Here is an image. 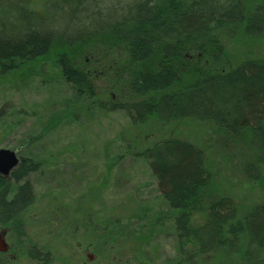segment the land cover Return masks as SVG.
Segmentation results:
<instances>
[{"label": "trees", "instance_id": "16d2710c", "mask_svg": "<svg viewBox=\"0 0 264 264\" xmlns=\"http://www.w3.org/2000/svg\"><path fill=\"white\" fill-rule=\"evenodd\" d=\"M240 27L250 35L264 33V0H0V69H20L26 60L57 51L63 78L75 91L73 104L83 111L63 120H80L92 106L123 111L133 124L152 116L192 118L212 122L234 144L249 132L250 143L264 152V59L217 66L218 35ZM188 48L193 51L186 58ZM142 155L169 205L195 204L209 179L202 147L168 136ZM257 156L264 163L258 151ZM28 158L13 179L0 175V220L17 217L35 197L32 182H21L41 163ZM255 167L256 175L247 174L259 179L261 169ZM8 190L14 192L10 201ZM235 210L230 197L217 199L197 230L187 212L177 216L180 251L186 244L195 250L187 264H201L199 255L217 247L238 252L243 242L244 261L264 264V202L237 229L230 223Z\"/></svg>", "mask_w": 264, "mask_h": 264}, {"label": "rangeland", "instance_id": "374dc122", "mask_svg": "<svg viewBox=\"0 0 264 264\" xmlns=\"http://www.w3.org/2000/svg\"><path fill=\"white\" fill-rule=\"evenodd\" d=\"M218 39L219 68L247 58L264 59V33L250 35L240 27L221 32ZM56 52L26 60L20 69H0V149L19 150L23 157L41 163L27 177L34 185L35 200L20 215L27 241L48 246L58 258L65 254L73 258L85 256L83 248L98 235L102 240L96 244L100 254L96 256L103 257L107 250L114 256L113 264H120L124 256L136 264H187L195 250L191 244L183 252L179 249L180 211L164 204L150 160L142 155L168 136L193 141L205 152L209 179L189 209L192 228L207 223L211 204L221 197H230L236 205L230 221L235 229L264 202V163L257 161V151L260 156L264 152L259 144L250 143L249 132L240 133L234 144L224 141L223 130L212 122L152 116L133 124L125 112L97 106H92L93 115L87 112L80 120H63L64 115L83 111L73 104L75 91L63 78ZM103 90L100 95L105 99ZM254 163L261 169L259 179L249 176L258 173ZM241 245L234 253L217 247L199 255V261L255 264L244 261L246 243Z\"/></svg>", "mask_w": 264, "mask_h": 264}, {"label": "flooded vegetation", "instance_id": "af4514ba", "mask_svg": "<svg viewBox=\"0 0 264 264\" xmlns=\"http://www.w3.org/2000/svg\"><path fill=\"white\" fill-rule=\"evenodd\" d=\"M19 157L21 162L16 168L21 167L23 161L29 159L28 157H23L20 154ZM14 170L9 175L4 177L8 180L13 179L15 175ZM27 179L28 178L23 179L21 183H24ZM158 189L162 199H164V204L168 208L173 209L176 212L180 211V213L187 212L189 217V209L193 204L192 200L186 204H182L181 207L174 208L165 200L162 190L159 187V183ZM11 192L13 191L8 190V195L6 197L7 201L12 199ZM34 200L35 197H32L25 208L20 210L17 217L15 216L13 218L0 220V264H113L114 256H112L111 252L107 250L105 251L106 253L101 252L103 257H97L100 254L97 255L95 252L96 244L98 247L100 244L99 240H102L101 238H98V235L94 236L95 241L91 242L88 248H83L85 256L83 254L81 257L71 254V256H74L73 258H71L69 254H65L61 258H58L48 246L46 247L44 245H40L39 243H31L27 241L25 238L27 230L25 229L24 222L20 215L33 203ZM91 247H93L94 250H92ZM119 262L120 264L121 262H123L122 264H136L132 258L126 256L120 257Z\"/></svg>", "mask_w": 264, "mask_h": 264}, {"label": "water", "instance_id": "95a60500", "mask_svg": "<svg viewBox=\"0 0 264 264\" xmlns=\"http://www.w3.org/2000/svg\"><path fill=\"white\" fill-rule=\"evenodd\" d=\"M21 162L18 150L10 148L0 149V174L9 175Z\"/></svg>", "mask_w": 264, "mask_h": 264}, {"label": "bare ground", "instance_id": "6f19581e", "mask_svg": "<svg viewBox=\"0 0 264 264\" xmlns=\"http://www.w3.org/2000/svg\"><path fill=\"white\" fill-rule=\"evenodd\" d=\"M189 49V48H188ZM193 50L192 49H189V50H187V52L185 51L184 53H183V55L182 56H185L186 58H189L190 57V55H191V52H192ZM221 53H222V48H221V50H219V52H218V54H217V52H215V55H216V58L217 59H220V57H221ZM247 59H253V58H247ZM246 60V59H245ZM241 63V62H240ZM236 66V65H235ZM233 67V66H232ZM228 68H230V67H228ZM222 69H225V68H222Z\"/></svg>", "mask_w": 264, "mask_h": 264}]
</instances>
